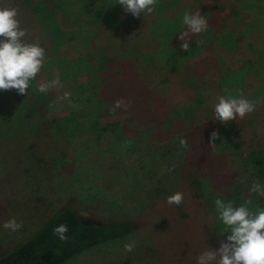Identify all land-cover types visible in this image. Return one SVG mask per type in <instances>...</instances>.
Masks as SVG:
<instances>
[{"label":"rangeland","instance_id":"obj_1","mask_svg":"<svg viewBox=\"0 0 264 264\" xmlns=\"http://www.w3.org/2000/svg\"><path fill=\"white\" fill-rule=\"evenodd\" d=\"M29 1L31 6L37 3V0ZM112 1L116 8L117 0ZM3 4L17 8L13 0H3ZM95 5L96 11H99L96 1ZM118 7L115 9L116 16L111 12L114 9L110 8L109 18L132 21L134 26L144 28L141 32L146 38L151 32L148 25L164 23L160 26L164 30L170 24L175 30L164 41L169 49L175 48L178 54L181 48L176 36L187 31L182 24L184 13L199 12L204 16L207 28L198 34L189 33L188 43L194 44L196 50H193L194 46L188 47L195 54L184 63L190 65L204 58L189 77L203 73V79L209 81L201 85L206 91L200 92V95L193 94L189 88L182 86L175 78L177 73L185 76L192 69L184 71L179 68L177 72L170 71L169 75L153 74L143 80L153 95L150 99L146 97L145 105L125 97L118 101V108L108 113L109 108L97 107L102 105L97 104V97L93 96L98 88L89 87L91 91L85 88L91 76L79 72L74 76L67 74L62 80L59 70L47 64L46 50L44 64L47 78L40 79L36 84L39 86L41 82L53 79L57 82L45 92L50 99L46 98L44 104H36L38 106L25 114L24 120L17 117L0 123V225L10 217H15L22 225L15 232L0 228V255L23 242L48 215L68 205L88 222L130 217L136 220L137 232L128 239L100 245L66 264H159L156 252L164 237L181 232H198L206 236L217 228L220 229L216 232H224V228L219 222H214L215 217H207L201 221L200 229L195 230L185 224L189 222L182 221L183 212L180 210L171 209L164 214L160 206H152L155 199L151 189L155 185L153 183L163 176L168 167L178 169L179 165L175 162L169 164L166 160L158 166V172L153 170L156 176L147 175L145 173L154 166L146 165L148 156L151 154L157 160L156 156L171 144L170 138L191 135L192 149L183 160V176L187 178L192 172L198 173L215 192H222L233 185L239 174L233 178L218 174L230 169L228 174L239 171L246 180L251 171L242 166L240 154L234 158L232 151H220L216 143L210 147L206 139L211 133L225 128L231 137L237 128L234 121L244 119L250 127L244 124L242 138L250 146L255 145L248 135V128H251L258 137L257 147L264 149V0H157L151 14L141 13L136 17L125 13L120 4ZM24 13L25 21L33 25V17L25 10ZM74 13L82 17L79 23L76 21L75 29L83 35L87 34L84 28L88 24H98L105 14ZM74 13L72 20L67 22H64L66 16L59 15L62 29L68 30L73 26L74 23L68 25L74 22ZM32 28L34 41L41 42L40 30ZM129 34L128 37L135 41V32L132 30ZM77 44L78 41L62 48L64 58H74L86 51L85 47ZM135 56L138 57L137 54ZM237 71L242 76L233 80L236 84L230 87V94L244 96L255 104V108L243 118L217 122L213 106L225 95V87L221 88L216 83L223 74L225 85H228V75ZM240 79L243 83L239 82ZM65 93L69 94L67 98ZM106 99L99 98V101ZM147 107H150L151 114L141 123L146 122L153 135L146 137L141 134V125L131 124L141 119L134 117L129 123L125 121H128L126 112ZM65 117L69 118L67 128L64 127ZM50 119L54 121L50 122ZM117 121L124 123L108 127ZM219 167L221 170L213 171V168ZM244 180L237 179L235 185ZM186 188L193 192L188 182ZM183 199L189 198L183 194ZM191 208L196 210L195 214L201 220L202 207ZM182 224L186 230L174 228ZM130 241L135 242V247L132 252H125L123 246ZM219 244H213V251Z\"/></svg>","mask_w":264,"mask_h":264},{"label":"trees","instance_id":"obj_2","mask_svg":"<svg viewBox=\"0 0 264 264\" xmlns=\"http://www.w3.org/2000/svg\"><path fill=\"white\" fill-rule=\"evenodd\" d=\"M13 1L17 3L19 11L17 18L20 21V25L26 30L24 39L28 42H35L32 26L40 30L42 41L39 44L48 52L49 61L47 64L59 70L62 80L66 79L67 74L74 76L79 72L91 76V80L86 84L85 88H98L97 91L93 92V96L97 97V104L102 105L96 106L102 109L109 108L107 110L108 113L118 108L113 103H117L121 99H125V97L127 100L134 99L135 101L133 102L145 105L146 97L150 99L153 95L150 93L148 84L143 82V80H146L153 74L165 75L170 73V71L177 72L179 68L184 71L192 69L189 73H185V76L177 73V77L175 78L179 79L182 86L189 88L193 94L200 95V92L206 91V88L201 85L209 83V81L203 79V73L199 75L193 74V77H189L194 72L193 69L204 61V58L190 65H185L184 62L193 58L195 53L193 54L190 49L187 51L180 49V53L178 54L175 48L169 49L170 46L165 44L164 40L175 30L170 24V26H165L164 30L160 28V26H164V23L148 25V30L151 32L150 35L148 34L149 37L146 38V35H142L141 32L144 28L134 26L132 21L128 20L124 21L126 22L124 23L119 19L113 20L109 18L110 8L114 9L111 10L113 16L115 15V9L119 8V3H117L116 8L113 7L114 3L112 0H37V3L32 6L29 0ZM95 1L99 11L95 9ZM0 5L7 6L3 4V0H0ZM24 10L33 17L31 19L33 25L25 21ZM75 11L80 12V14L82 12L105 14L102 21L98 24H88L84 28L87 34L83 35L78 29H75L77 27L76 21L79 23L82 19L79 14L74 13ZM73 13L74 22L71 21L68 25L70 26L71 23H74L73 26L68 30L62 29L59 25V15L66 16L64 22H67V20H72ZM78 26L83 27L81 25ZM132 30L137 35L135 41L128 37ZM138 31L139 33H137ZM77 41V45L85 47L86 51L74 58H64L65 54L62 48ZM179 43L181 44L182 41H179ZM190 46H194V44H189ZM193 50H196L195 46ZM48 71H51V69ZM228 76V85H225L226 80H224L225 76L223 74L219 76L216 83L221 88L225 87L224 93L226 90L230 93V87L236 84L233 80L237 77L240 78L242 75L240 76V72L237 71ZM42 78H47L45 64H43L40 72L30 82V87L28 90L26 89L25 94H17L15 90L0 91V123L17 117L24 120L26 119L25 114L34 111L36 106H38L36 104H44L46 98L47 100L50 99L49 94L37 91L38 86L36 82ZM111 78H113L112 81ZM191 78H194V80ZM193 81L195 82V86L193 85ZM239 82L243 83V80L240 79ZM87 91H91L90 88ZM104 97L107 99L103 102L99 101V98ZM107 103L111 105H105ZM150 110V107H147L144 110H137L135 108L133 112H126L128 121H125V123H129L134 117L137 120L141 119L131 124L141 125L143 127L141 134L143 136L153 135L148 124L146 122L141 123L150 116ZM97 115L100 116L99 112H97ZM68 120L69 118L65 117V128L69 126ZM53 121L51 120L50 122ZM123 123V121H117L109 124L108 127H117V125H123ZM234 123L237 128L233 130L234 133L231 134V137L225 128L218 129L215 133L217 139L211 143H216L220 151H232L234 158L237 154H240L242 166L251 171L250 176L244 180L242 173L239 171H232L228 174L227 172L230 169L224 170L218 175L231 176L233 178L239 174L236 180L244 181H239L235 185V180L230 188L222 192H215L207 181L204 180V177L198 173L192 172L189 177L185 178L182 174L183 160L187 152L192 149V141L189 138L191 135H188L186 138H182L180 135L179 137L175 136V138H170L171 144L163 152L161 151L159 156H156L157 160L154 159L155 157L152 158L150 154L147 159L148 161H146V165L150 166L154 164V166L145 174L155 176L156 174L153 170L158 172V166H161L166 160L169 164L175 162L179 165L178 169L168 167L166 172L162 173L163 176L157 178V181L153 183L155 185L151 189L153 190L152 195L155 199L152 201V206H160L164 214L168 213L171 209L177 212L180 210L183 212L181 215L183 217L181 218L183 219L182 221L186 220L189 222V224L186 222L185 224L195 230L200 229L201 221L206 220L207 217H215L214 222H219L216 219L213 204V200L217 197L231 200L234 206L248 199L252 202L250 207H264V198L249 192V188L254 181L264 185V149L257 147L256 140L258 137L251 128H248V135L253 138V144L255 145L250 146L242 138L245 129L244 124H249L248 122L241 119L235 120ZM22 125L23 123L19 126ZM126 125L128 126V124ZM194 133L196 134L197 131L194 130ZM209 137L206 139L208 143ZM181 139L185 141L183 146L180 144ZM247 147L250 148L246 150ZM142 167L144 168L145 164ZM220 168H213L215 169L213 171L221 170ZM186 182L193 189V192L186 190ZM175 192H181L185 197L189 198L188 200H182L183 204L180 208L179 206L167 203V197ZM193 206L202 207L201 220H198V215L195 214L196 210L191 208ZM135 221L134 219H130V217L120 216L104 221L88 222L81 217L75 208L66 205L48 215L23 242L2 253L0 255V264H66L68 261L100 245L132 237L137 232V226L134 224ZM59 224H65L68 228L67 233H65L67 239L64 241H60L52 232L53 228ZM174 228L180 231L186 230L183 224ZM212 228L216 227L212 226ZM218 229L220 228L211 231L206 236L203 233L199 235L198 232H188L185 234L181 232L173 236L164 237L160 242L159 250L156 252L157 261L160 262L157 263L197 264V257L202 252L207 250L213 251V244L224 240L227 233L223 234L222 231L216 232ZM141 264H146V262H142Z\"/></svg>","mask_w":264,"mask_h":264},{"label":"clouds","instance_id":"obj_3","mask_svg":"<svg viewBox=\"0 0 264 264\" xmlns=\"http://www.w3.org/2000/svg\"><path fill=\"white\" fill-rule=\"evenodd\" d=\"M125 13L133 17L139 14H151L157 0H117ZM18 17V9L0 5V91L15 90L17 94H25L30 87V82L40 72L45 62V49L39 42H28L24 38L26 30L21 27ZM182 24L187 31L176 36L181 50L187 51L189 47V33L198 34L206 30L207 21L199 12H185L182 16ZM56 81H43L37 91L45 93L56 85ZM65 93V98L68 97ZM120 102H117L119 106ZM255 104L242 95L233 96L227 90L225 95L218 99L213 106L214 120L220 123L243 118L253 112ZM217 139L212 133L209 137V146ZM183 146L185 141L180 140ZM250 193L264 198V185L254 181ZM183 200L181 192H175L167 197L169 205L179 206ZM251 200L245 199L239 205L231 200L217 197L213 200L216 219L227 233L215 251H204L197 257V264H264V207H250ZM21 223L15 217L4 221L0 228L9 229L12 232L21 228ZM68 228L65 224H59L52 230L53 235L60 241L67 239L65 233ZM125 252H132L135 242L124 244Z\"/></svg>","mask_w":264,"mask_h":264}]
</instances>
